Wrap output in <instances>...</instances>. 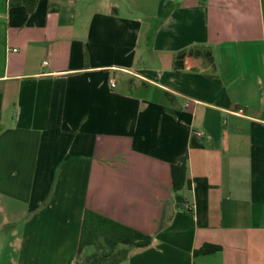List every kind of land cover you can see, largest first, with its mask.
I'll return each instance as SVG.
<instances>
[{
    "label": "crops",
    "instance_id": "obj_1",
    "mask_svg": "<svg viewBox=\"0 0 264 264\" xmlns=\"http://www.w3.org/2000/svg\"><path fill=\"white\" fill-rule=\"evenodd\" d=\"M9 2L0 264H73L85 209L152 237L120 264H264V0Z\"/></svg>",
    "mask_w": 264,
    "mask_h": 264
},
{
    "label": "trees",
    "instance_id": "obj_2",
    "mask_svg": "<svg viewBox=\"0 0 264 264\" xmlns=\"http://www.w3.org/2000/svg\"><path fill=\"white\" fill-rule=\"evenodd\" d=\"M9 5L25 6L27 11L33 12L37 6V0H10ZM110 13L116 15V5L112 4ZM186 57L199 59L204 67H214L213 52L210 47L197 45L178 52L173 60V70L181 73L184 69ZM170 101L171 94L166 93ZM202 145L193 138L190 148H201ZM188 153L171 166L172 192L174 199L179 206L183 202L181 191L189 186L188 174ZM152 237L140 233L126 225H123L110 218L97 214L89 209L83 212L80 237L76 257L73 264H120L126 261L130 251L134 248L148 247ZM93 248L90 254H84L85 249ZM219 247L212 246L203 252H217Z\"/></svg>",
    "mask_w": 264,
    "mask_h": 264
},
{
    "label": "built area",
    "instance_id": "obj_3",
    "mask_svg": "<svg viewBox=\"0 0 264 264\" xmlns=\"http://www.w3.org/2000/svg\"><path fill=\"white\" fill-rule=\"evenodd\" d=\"M46 64H47V62H44V65H46ZM109 85H110L111 89H115L116 88V80L114 78H110L109 79ZM234 113L235 114H242L243 111H242V109H237V110H235Z\"/></svg>",
    "mask_w": 264,
    "mask_h": 264
},
{
    "label": "rangeland",
    "instance_id": "obj_4",
    "mask_svg": "<svg viewBox=\"0 0 264 264\" xmlns=\"http://www.w3.org/2000/svg\"><path fill=\"white\" fill-rule=\"evenodd\" d=\"M93 251H94L93 248H87V249H85L84 254H85V255H86V254H90V253H92Z\"/></svg>",
    "mask_w": 264,
    "mask_h": 264
}]
</instances>
